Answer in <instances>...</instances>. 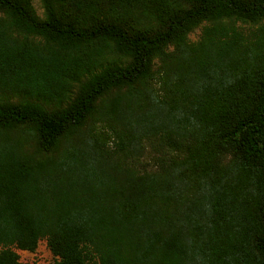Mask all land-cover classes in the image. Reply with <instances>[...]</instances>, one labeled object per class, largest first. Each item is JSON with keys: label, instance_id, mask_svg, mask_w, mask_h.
I'll list each match as a JSON object with an SVG mask.
<instances>
[{"label": "trees", "instance_id": "obj_1", "mask_svg": "<svg viewBox=\"0 0 264 264\" xmlns=\"http://www.w3.org/2000/svg\"><path fill=\"white\" fill-rule=\"evenodd\" d=\"M41 2L0 0V264H264V0Z\"/></svg>", "mask_w": 264, "mask_h": 264}, {"label": "rangeland", "instance_id": "obj_2", "mask_svg": "<svg viewBox=\"0 0 264 264\" xmlns=\"http://www.w3.org/2000/svg\"><path fill=\"white\" fill-rule=\"evenodd\" d=\"M34 6L40 16L44 14V8L42 6L41 0H34ZM204 25L195 29L190 35L189 39L192 42H197L203 32ZM257 26L246 25L244 27V31L246 34H251L253 30ZM157 87V85H154ZM87 129L91 128L93 131L100 136H104L106 138L107 135H111V138L106 139V143L108 147L111 149H115L116 147V139L113 137V132L110 130L106 123L94 122L88 123ZM86 129V130H87ZM144 149L141 150L137 156L135 157L136 162H139L142 169L149 168L150 165H153L155 160L158 159L159 155L163 152V150L157 145L155 140L151 141H143ZM21 260L27 262L28 264H57L58 258L55 257L49 247L47 246V241L45 239L41 240L39 246L35 252H30L26 250H18Z\"/></svg>", "mask_w": 264, "mask_h": 264}]
</instances>
